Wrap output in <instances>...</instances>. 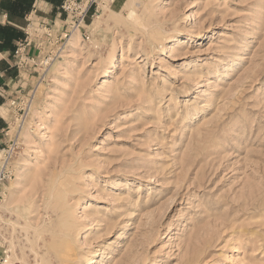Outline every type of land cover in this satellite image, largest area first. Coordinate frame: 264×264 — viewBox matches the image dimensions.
Listing matches in <instances>:
<instances>
[{
    "label": "rangeland",
    "instance_id": "rangeland-1",
    "mask_svg": "<svg viewBox=\"0 0 264 264\" xmlns=\"http://www.w3.org/2000/svg\"><path fill=\"white\" fill-rule=\"evenodd\" d=\"M84 1L22 43L0 264H264V0Z\"/></svg>",
    "mask_w": 264,
    "mask_h": 264
},
{
    "label": "crops",
    "instance_id": "crops-1",
    "mask_svg": "<svg viewBox=\"0 0 264 264\" xmlns=\"http://www.w3.org/2000/svg\"><path fill=\"white\" fill-rule=\"evenodd\" d=\"M62 0H0V147L6 143L8 120L2 111L10 98L27 84L15 55L34 21H49L58 30L65 19L58 6ZM62 26V27H61ZM58 27V28H57ZM25 47V48H24Z\"/></svg>",
    "mask_w": 264,
    "mask_h": 264
},
{
    "label": "built area",
    "instance_id": "built-area-1",
    "mask_svg": "<svg viewBox=\"0 0 264 264\" xmlns=\"http://www.w3.org/2000/svg\"><path fill=\"white\" fill-rule=\"evenodd\" d=\"M88 3L84 0H64L60 6L61 10L65 12L69 19L71 20V29L78 28L81 26V23H83V20L87 14V11L90 7V5H87ZM73 18L76 22V25H74ZM15 55L19 57L18 64L22 65V45L20 44L15 51ZM20 101V100H19ZM15 104L14 101L10 103L11 106Z\"/></svg>",
    "mask_w": 264,
    "mask_h": 264
},
{
    "label": "bare ground",
    "instance_id": "bare-ground-1",
    "mask_svg": "<svg viewBox=\"0 0 264 264\" xmlns=\"http://www.w3.org/2000/svg\"><path fill=\"white\" fill-rule=\"evenodd\" d=\"M82 24V23H81ZM98 24V23H97ZM77 31V30H76ZM76 37H77V34L76 33H73V35L71 36V38L69 39V42H70V44H74L75 43V41H76ZM152 38V37H151ZM154 39V38H153ZM154 41V40H153ZM157 44V43H156ZM109 70H107V72H108ZM106 72V71H105ZM62 184V183H61ZM62 254L60 255V257H59V260H61V262L63 263V264H66L67 262V257L69 256V250H67V249H65V250H63V252H61ZM107 257V256H106ZM102 261V260H101ZM6 262V261H5ZM5 262H3V263H5ZM96 263H98V260H97V262H96V260H95V258H91V259H89L88 261H86L85 263H81V264H96Z\"/></svg>",
    "mask_w": 264,
    "mask_h": 264
}]
</instances>
